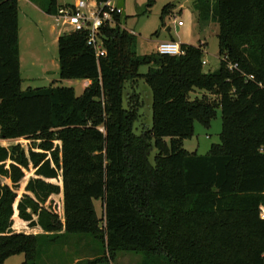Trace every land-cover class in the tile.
Masks as SVG:
<instances>
[{
	"label": "trees",
	"instance_id": "16d2710c",
	"mask_svg": "<svg viewBox=\"0 0 264 264\" xmlns=\"http://www.w3.org/2000/svg\"><path fill=\"white\" fill-rule=\"evenodd\" d=\"M29 1L54 17L71 6ZM193 8L202 25H218L217 71L205 72V44L181 45L179 56L139 55L121 15L101 29L104 57L87 31L58 39L60 79L90 81L77 97L70 87L21 90L19 1L0 0V140L30 141L27 150L0 146V264L17 255L39 264L45 243L64 248L66 237L84 235L112 260L132 253L141 264H264V0H197ZM139 79L152 92L153 127L138 135L140 95L127 86ZM194 91L202 94L191 100ZM219 109L221 143L207 155L187 152L194 121L208 128ZM25 171L34 177L20 194ZM61 193L63 210L54 198Z\"/></svg>",
	"mask_w": 264,
	"mask_h": 264
},
{
	"label": "rangeland",
	"instance_id": "374dc122",
	"mask_svg": "<svg viewBox=\"0 0 264 264\" xmlns=\"http://www.w3.org/2000/svg\"><path fill=\"white\" fill-rule=\"evenodd\" d=\"M60 3H64L60 0ZM197 0H115L123 9V18L126 20L125 27L135 32L137 36L136 51L141 56H152L156 53L158 44L174 40L180 45L200 46L205 44V72H214L219 69L220 59L218 50V25L210 23L202 25L199 22V15L194 10V4ZM215 1V0H212ZM167 9L164 15V11ZM20 19V47L23 55L22 86L21 90L37 89L49 86L70 87L76 91L77 97H80L85 83L88 80H61L59 72V54H58V35L64 32L65 28L61 26L58 18L49 16L40 11L39 7L27 0H20L19 4ZM183 26L177 30L178 24ZM53 29L55 31H53ZM169 30V31H168ZM69 28L65 32H70ZM149 65L140 67L141 74H147L150 70ZM132 85V84H130ZM133 89L140 95L139 105L140 118L136 122L135 133L141 134L153 127L152 116V92L143 79H139L132 87L127 86L128 93ZM201 92L194 91L190 94V99L194 100L201 97ZM124 107L127 108V100L124 101ZM223 130L221 110H217L216 117L211 121V125L206 128L202 123L194 121V134L184 143V149L198 155H207L214 144H220V135ZM168 141V140H167ZM20 143L26 150L30 146V141H1L0 146L9 148L11 145ZM157 153L156 148L152 150L150 159L154 164V157ZM26 177L22 181L20 194L23 191L28 179L34 176V171H25ZM61 181V179H60ZM2 182L8 184L3 179ZM62 186H63V181ZM11 183V182H10ZM63 196L54 197L57 201L63 202ZM64 206V204H63ZM62 206V207H63ZM98 216L102 217L100 203H97ZM14 231H24L31 234H40L36 230L24 229L23 226L15 227ZM42 234V233H41ZM78 242H67L69 253H65L63 244H44L45 250L43 259L39 264H75L76 259H80V264H88L97 261L95 264H141V256L132 253L118 254L116 259L112 260L109 254L102 252L99 244L93 238L84 235L79 237ZM74 251L81 252V256L72 255ZM18 256V255H17ZM106 257L105 260L100 261ZM25 259V255H21ZM16 256L8 260L5 264H18ZM85 260V261H84Z\"/></svg>",
	"mask_w": 264,
	"mask_h": 264
},
{
	"label": "built area",
	"instance_id": "2783aa9c",
	"mask_svg": "<svg viewBox=\"0 0 264 264\" xmlns=\"http://www.w3.org/2000/svg\"><path fill=\"white\" fill-rule=\"evenodd\" d=\"M122 14L123 9L116 4L115 0L105 3H98L94 0H77L70 7H62L56 18L65 29L69 28L74 32L87 31L88 45L97 53L98 58L106 56L104 42L100 35L101 29L107 26L115 27L118 24V17ZM182 26V23L178 24V28ZM131 33L135 34L134 30ZM156 51L164 56L184 54L181 45L175 41L158 44ZM206 65L207 61H204L203 66Z\"/></svg>",
	"mask_w": 264,
	"mask_h": 264
},
{
	"label": "crops",
	"instance_id": "0c3cea01",
	"mask_svg": "<svg viewBox=\"0 0 264 264\" xmlns=\"http://www.w3.org/2000/svg\"><path fill=\"white\" fill-rule=\"evenodd\" d=\"M19 1V4H20V0H18ZM28 2H30L29 0H27ZM61 1H59V4H62V3H60ZM63 5H73V4H75L76 2H77V0H63ZM41 11V10H40ZM41 12H43V11H41ZM44 13V12H43ZM19 19V18H18ZM177 30H179V28L177 27ZM53 31H55L54 29H53ZM66 31V29L64 30V32ZM169 31V30H168ZM19 32H20V19H19ZM63 32V33H64ZM60 38V34L58 35V38H57V41H58V39ZM170 41H174L173 39L172 40H170ZM170 41H165V42H170ZM176 42V41H175ZM20 55H21V58H20V73H21V69H22V65H23V55H22V52H21V47H20ZM88 84H90V81H87L86 83H85V85H88ZM7 142H9V141H7ZM34 177V176H33ZM61 179V178H60ZM60 179H59V181H60ZM6 180V179H5ZM8 181V180H7ZM28 183V182H27ZM27 183H26V185H27ZM8 184L9 185H11V183L8 181ZM62 184V182L60 181L59 183H58V185H60V187L62 188L63 186L61 185ZM26 185L24 186V188H23V191H22V193L21 194H23L24 193V189H25V187H26ZM21 190H22V187H21ZM61 196H63V194L61 193L60 194ZM59 195V196H60ZM58 196V195H57ZM54 197H56V196H54ZM62 199H63V197H62ZM62 204V206H63V204H64V199H63V202L61 203ZM96 208H97V203H96ZM62 210H63V207H62ZM24 229H26V228H24ZM29 230V229H28ZM30 230H36L37 232H39L40 234L42 233L43 234V231L41 230V229H38V228H36V229H30ZM16 232V231H15ZM18 233H24V234H26V235H30L32 232H30V233H27V232H24V231H17ZM79 239H81V238H79L78 236H69V237H66L64 240H65V242H66V244H67V242L69 241V242H78V241H80ZM64 250H65V253L67 254V253H69L68 251H67V249H68V245L67 246H65L64 248H63ZM81 252H77V251H74L73 252V254L72 255H77V256H81ZM15 257V256H14ZM16 258H18L17 260V263L18 264H24L25 263V259H23L22 257H21V255H18V256H16ZM10 260V259H9ZM8 261V260H7ZM6 261V262H7ZM85 261V260H84ZM81 263V261H80V259H76L75 260V264H80Z\"/></svg>",
	"mask_w": 264,
	"mask_h": 264
}]
</instances>
